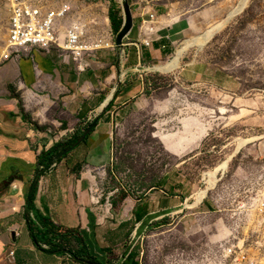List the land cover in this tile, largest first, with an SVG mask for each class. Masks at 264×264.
I'll list each match as a JSON object with an SVG mask.
<instances>
[{
  "label": "rangeland",
  "instance_id": "374dc122",
  "mask_svg": "<svg viewBox=\"0 0 264 264\" xmlns=\"http://www.w3.org/2000/svg\"><path fill=\"white\" fill-rule=\"evenodd\" d=\"M46 1L70 5L68 22L80 20L88 26L91 40L106 38L112 43V48L92 53L88 67L80 72H89L95 81L84 92L83 79L80 82V101L82 95L89 97L84 109L92 110L89 117L64 123L61 131L46 125V139L63 135L58 139L64 145L57 152L68 148L102 113L99 109L107 100L102 103L97 88H103V94H110L111 107L128 102L120 109L110 108L112 119L107 114V155L85 169L94 177L92 188L102 195L124 189L133 194L160 190L182 198L184 210L142 229L134 255L138 263L264 264V0H246L230 19L227 16L243 0H127L131 7L153 5L174 14L187 26L168 55L131 76L112 73L105 87L107 63L114 66L122 58L114 44L117 34L110 10L117 22L124 19L125 0ZM9 18L0 0V61L9 51ZM215 26L219 30L203 46L186 49L177 68L159 69L175 58L185 41ZM244 140L248 141L241 144ZM82 147L87 151L85 144ZM223 162L228 167L216 174L214 186L201 200L205 206L187 207L207 188L205 174ZM80 170L82 165H77L75 171ZM102 195H95L98 204Z\"/></svg>",
  "mask_w": 264,
  "mask_h": 264
},
{
  "label": "crops",
  "instance_id": "0c3cea01",
  "mask_svg": "<svg viewBox=\"0 0 264 264\" xmlns=\"http://www.w3.org/2000/svg\"><path fill=\"white\" fill-rule=\"evenodd\" d=\"M128 11L131 28L117 49L122 58L114 66L107 63L104 87L112 73L131 76L143 65L168 55L178 33L187 26L174 14L153 5H129ZM120 20L121 29L123 17ZM81 79L83 92L95 86L90 73L82 76L57 48L45 51L31 47L5 55L0 61V264H139L134 255L142 229L152 221L169 218L176 210H184L179 195L168 197L160 190L133 194L124 189L102 195L92 188L94 177L85 169L104 161L111 139L103 126L109 115L112 119L114 110L110 108L127 104L122 99L118 107L110 106L98 120L84 143L87 151L81 144L39 178L34 194L36 216L49 218L65 235L67 250L52 252L49 245L41 244V249L36 244L26 220L29 194L42 153L63 143L58 139L63 135L47 140L45 126L52 124L61 131L64 123L70 125L89 117L92 110L85 111L89 97L82 95L80 101ZM97 90L102 93V103L107 100L109 104L110 94H103V88ZM77 165H82L79 172L75 171ZM95 195H102L100 204H95ZM107 198L110 207H105ZM197 204L203 207L205 201L186 206Z\"/></svg>",
  "mask_w": 264,
  "mask_h": 264
},
{
  "label": "built area",
  "instance_id": "2783aa9c",
  "mask_svg": "<svg viewBox=\"0 0 264 264\" xmlns=\"http://www.w3.org/2000/svg\"><path fill=\"white\" fill-rule=\"evenodd\" d=\"M4 1L10 13L7 37L9 51L6 56L31 47L45 51L57 48L66 62H73L77 69L83 72L88 67V58L92 53L112 48V43L106 38L91 40L88 37L86 23L80 20L68 22L69 14L72 12L68 4L52 6L46 0ZM95 204H98V200ZM104 204L105 207H110L108 198ZM99 212L101 213V210ZM43 248L47 249L48 246L43 245ZM227 252L232 253V249ZM197 264L216 263L200 261Z\"/></svg>",
  "mask_w": 264,
  "mask_h": 264
},
{
  "label": "trees",
  "instance_id": "16d2710c",
  "mask_svg": "<svg viewBox=\"0 0 264 264\" xmlns=\"http://www.w3.org/2000/svg\"><path fill=\"white\" fill-rule=\"evenodd\" d=\"M109 19L111 22L113 33L117 34L119 29H120V26H121V20L119 19L117 22V19H116L115 15L113 14V11H111V10H110ZM111 104H112V101L109 102L108 106L97 117L98 120L109 109ZM93 130H94V128L92 129V131ZM82 134H83V132L80 133V136ZM80 136L74 138L70 142V146L73 143H75ZM88 137L86 138V140L82 144L86 143ZM63 145H64V142L60 143L58 146H55V147L49 149L48 151H45L42 153V155H41L42 160L39 163V170L37 171L36 178H35L33 185H32L31 193L29 194V200L27 202V212H26V220H27V224L29 227V231H30V234L33 237L34 241L36 242V244L41 249H42L41 244H47L50 246V249H49L50 251L59 252V253L66 252V250H67L65 245H64L66 243V237L63 233L60 232V230H58V228L50 221L49 218L44 217V216H36V212H35V208H34V197H35L34 194L36 192V188L38 185L39 178L46 171H48L51 168V166L53 165V163L55 161H62L65 157H67L69 155V154H67L63 158L58 159V155L62 151L57 152V150L59 149V147H62ZM65 149H67V148H65ZM44 158H46V163H44ZM41 167H42V169H40ZM31 213H33L34 217L31 216Z\"/></svg>",
  "mask_w": 264,
  "mask_h": 264
},
{
  "label": "bare ground",
  "instance_id": "6f19581e",
  "mask_svg": "<svg viewBox=\"0 0 264 264\" xmlns=\"http://www.w3.org/2000/svg\"><path fill=\"white\" fill-rule=\"evenodd\" d=\"M245 1L246 0H243L238 5V7L230 14L231 15H235L237 12L242 10V8L245 5ZM218 30H219V26H215V27H212L211 29H209L208 31L204 32L201 37L199 36L198 38H191V39L185 41L186 42L185 45L176 52L175 58L169 64H167L164 67H160L159 69H161L162 71H165V72H169V71L174 70L175 68H177L179 60L183 56V54H184V52L186 51L187 48H189L191 46H197L198 48H200ZM247 141L248 140H244V141L241 142V144L246 143ZM227 167H228L227 166V162H223L220 165H218L212 172L205 174V176H207L209 178L208 179V186H207L206 189L199 191L198 195L196 196V202L197 203L201 202V200L205 197L207 191L214 186V183H215V180H216V178H215L216 174L218 172L225 171Z\"/></svg>",
  "mask_w": 264,
  "mask_h": 264
},
{
  "label": "water",
  "instance_id": "95a60500",
  "mask_svg": "<svg viewBox=\"0 0 264 264\" xmlns=\"http://www.w3.org/2000/svg\"><path fill=\"white\" fill-rule=\"evenodd\" d=\"M124 19H123V24H122V27L121 29L118 31L117 35H116V38H115V47L116 48H120L122 47V43H123V39L127 36V34L129 33L130 31V28H131V20H130V16H129V11H128V2L127 0H125L124 2ZM241 11V10H240ZM237 12L235 15H237L238 13ZM235 15H229L228 16V19L234 17ZM217 32V31H216ZM215 32V33H216ZM108 104V101L105 103V105H103L100 109H99V112H102L103 111V108ZM98 122V119L97 117L92 121V123L89 125V127L83 132V134L78 138V140L73 143L70 147H68L67 149L63 150L62 152H60V154L58 155V159H61L63 158L65 155L71 153L72 151H74L79 145H81L85 140L86 138L91 134L92 132V129L94 128L95 124Z\"/></svg>",
  "mask_w": 264,
  "mask_h": 264
}]
</instances>
